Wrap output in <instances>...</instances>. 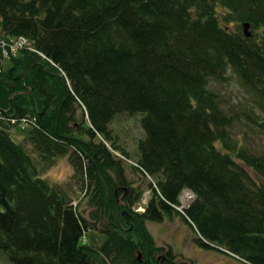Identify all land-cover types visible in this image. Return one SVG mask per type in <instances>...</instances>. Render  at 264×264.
<instances>
[{
	"label": "trees",
	"instance_id": "obj_1",
	"mask_svg": "<svg viewBox=\"0 0 264 264\" xmlns=\"http://www.w3.org/2000/svg\"><path fill=\"white\" fill-rule=\"evenodd\" d=\"M0 36L28 39L10 67L0 62V251L12 264H159L146 258L144 235L164 248L144 222L174 216L200 246L264 264V153L232 137L233 118L209 87L231 69L264 114V0H0ZM135 112L144 137L132 167L155 179L143 212L109 126ZM32 117L36 156L11 136ZM61 157L73 173L52 182L44 174ZM97 170L116 211L137 218L125 215L132 230L119 228ZM184 190L194 198L182 207ZM89 230L104 242L86 244Z\"/></svg>",
	"mask_w": 264,
	"mask_h": 264
},
{
	"label": "rangeland",
	"instance_id": "obj_2",
	"mask_svg": "<svg viewBox=\"0 0 264 264\" xmlns=\"http://www.w3.org/2000/svg\"><path fill=\"white\" fill-rule=\"evenodd\" d=\"M249 30L253 31L251 28ZM241 31H243L242 28ZM8 60L10 59L4 60L3 67L11 66V62ZM209 87L218 93L222 108L233 118L232 137L237 140L239 145L246 146L250 151L264 153V114L260 110L257 97L243 85L241 79L231 69H228L225 79L211 80ZM76 115L77 121L84 118L80 108H77ZM142 116L143 113L140 112L120 113L113 118L109 125L115 144L125 150L130 159L122 157L118 151L112 149L110 142H106L114 154L123 158L122 163L127 180L143 191L139 200L140 204L133 205V210H138L137 212L144 211L151 193L149 183L152 182L154 185L155 181L149 175H144L132 167L138 157V140L144 137V129L141 125ZM74 124L76 126L77 123ZM86 124L87 122L84 123V126ZM28 129L15 126L11 129V136L17 142L22 143L33 156H36L37 153L34 151L32 143L27 139ZM72 173L68 158L61 157L55 166L44 174V177L52 182L68 181ZM180 198L182 207L187 206L194 198V194L189 190H184ZM89 210L90 207L84 201L81 211L87 216ZM144 225L157 247H163L164 251L168 247L172 248L176 264H248L234 255L200 246L195 240L198 237L196 233L180 217L164 218L162 222L146 220ZM85 236L86 244L93 247L101 245L106 238L104 233L96 230L87 231ZM100 261L101 259L98 258L94 264H100ZM0 264H12L4 251H0Z\"/></svg>",
	"mask_w": 264,
	"mask_h": 264
},
{
	"label": "water",
	"instance_id": "obj_3",
	"mask_svg": "<svg viewBox=\"0 0 264 264\" xmlns=\"http://www.w3.org/2000/svg\"><path fill=\"white\" fill-rule=\"evenodd\" d=\"M249 28H251L249 22H245V23L242 24L243 34H244L245 37H247V38H250V37L252 36V32H251V30H249ZM33 89H34V88H31L29 92H32ZM29 92H28V93H29ZM67 95H68V94H67ZM60 109H61V107L59 108V111H58L57 122H58L59 115H60ZM92 159H93V158H92ZM97 174H98L100 180L102 181L103 185L105 186V188H106V190H107V192H108V195H109V198H110V200H111V204H112V206H113L114 214H115V217H116V219H117V222H118V226H119V228L122 229V230H132V228H133V224H132V222L128 223V224H129V227H128V228H125V227L123 226V223H122L121 220L125 221V220H126L125 215H129V216H130V217H131L136 223H138L137 218H136L133 214H131L128 210H121L119 213L116 211L115 206H114V202H113L112 195H111V193H110V190H109V188H108V186H107V184H106L104 178L101 176V174L99 173L98 170H97ZM114 192H115V194H116V193H117V189H115ZM125 222H126V221H125ZM138 224H139V223H138ZM144 234H145V233H144ZM144 236H145L146 247H147V259H148L150 262H152L151 259H150V257H149V248H150L149 241H148L147 236H146V235H144ZM140 256H141V252H139V254H138V257H140ZM152 264H153V263H152Z\"/></svg>",
	"mask_w": 264,
	"mask_h": 264
},
{
	"label": "built area",
	"instance_id": "obj_4",
	"mask_svg": "<svg viewBox=\"0 0 264 264\" xmlns=\"http://www.w3.org/2000/svg\"><path fill=\"white\" fill-rule=\"evenodd\" d=\"M28 45V39L25 36H19L12 40L4 39L0 36V62L2 59L9 58L10 55H15L17 51L21 48H24ZM28 48H30L28 46ZM32 49V48H30ZM1 71V66H0ZM36 117L29 118H22L19 121V125L21 128L29 127L30 124H35Z\"/></svg>",
	"mask_w": 264,
	"mask_h": 264
},
{
	"label": "flooded vegetation",
	"instance_id": "obj_5",
	"mask_svg": "<svg viewBox=\"0 0 264 264\" xmlns=\"http://www.w3.org/2000/svg\"><path fill=\"white\" fill-rule=\"evenodd\" d=\"M146 258H147V247H146ZM144 256V253L141 252V257ZM149 257L151 259V257H153V260L158 262L159 264H166L167 263V259H166V254L164 251H157V250H151V248H149Z\"/></svg>",
	"mask_w": 264,
	"mask_h": 264
},
{
	"label": "bare ground",
	"instance_id": "obj_6",
	"mask_svg": "<svg viewBox=\"0 0 264 264\" xmlns=\"http://www.w3.org/2000/svg\"><path fill=\"white\" fill-rule=\"evenodd\" d=\"M11 98H12V95L10 96V100H11ZM12 121H14V119H13ZM220 249H221V248H220Z\"/></svg>",
	"mask_w": 264,
	"mask_h": 264
}]
</instances>
